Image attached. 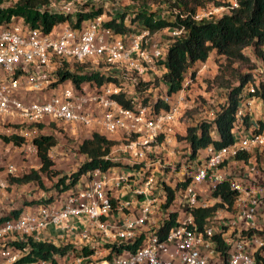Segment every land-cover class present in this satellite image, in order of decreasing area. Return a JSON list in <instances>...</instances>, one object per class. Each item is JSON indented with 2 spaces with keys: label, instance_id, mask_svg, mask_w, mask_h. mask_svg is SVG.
I'll use <instances>...</instances> for the list:
<instances>
[{
  "label": "built area",
  "instance_id": "built-area-1",
  "mask_svg": "<svg viewBox=\"0 0 264 264\" xmlns=\"http://www.w3.org/2000/svg\"><path fill=\"white\" fill-rule=\"evenodd\" d=\"M16 1L3 0L0 7ZM79 4V0H49L48 7L75 15L88 9ZM238 5L239 0H227L225 5L196 11L193 18L216 19ZM109 18L114 16L103 12L79 27L65 22L48 32L16 16L0 25V135L25 139L26 157L37 154L36 144L27 136L34 139L54 125L80 127L89 135L98 131L115 143L126 142L121 153L112 146L106 156L115 165L88 171L81 177L82 185L50 195L53 200L2 221L0 264H264V166L252 168V174H258L255 179L226 169L238 155L264 148V120L248 127L246 106L253 100L245 98L237 110L234 143L222 148L209 145L193 157L189 148L180 181H190L175 189L168 183L166 165L151 157L158 153L159 137L168 139L191 106L186 76L182 88L171 93L163 79L169 46L184 28L164 27L151 33L140 20L135 27L124 18L132 30L117 33L106 24ZM166 28L172 31V40L162 45L155 36ZM77 66L83 75L99 73L104 81L82 77L77 83L71 76L61 80L60 70L77 73ZM255 69L262 74L250 86L251 92L264 81V64ZM156 78L161 79V87L146 100ZM144 83L148 85L140 90ZM121 95L129 106L121 103ZM253 98L264 104V99ZM81 143L77 141L79 151ZM122 153L128 169L116 166ZM18 169L12 162L6 173L16 175ZM225 181L236 192L232 208L227 203L217 206L200 230L194 210L222 202L213 192ZM165 184L175 190L168 206ZM7 186L0 179V188ZM173 213H177L174 224L161 235ZM30 239L67 250L27 260L29 247L14 242Z\"/></svg>",
  "mask_w": 264,
  "mask_h": 264
},
{
  "label": "trees",
  "instance_id": "trees-1",
  "mask_svg": "<svg viewBox=\"0 0 264 264\" xmlns=\"http://www.w3.org/2000/svg\"><path fill=\"white\" fill-rule=\"evenodd\" d=\"M3 0H0V3ZM89 1V0H88ZM87 10L81 11L75 15L72 13H58L52 11L48 7L49 0H18L11 5L0 7V25H7L8 21L13 17H21L24 23L30 27H39L45 31H50L59 23L68 22L75 27H79L83 20L97 16L105 11L103 7L92 6L89 2ZM203 4L201 0H177L175 5L179 12L175 16V20L169 21L164 18H157L155 13L141 10L132 18V22L139 20L154 33L164 27L184 28L179 36H176L169 46L165 65L167 68L163 79L169 84V92H176L183 86V81L186 73H190L191 78L195 75V67L199 62L208 60L210 54H214L220 58H224L226 64H221V70L226 72L232 68L234 63H251L253 60L245 49L250 48L253 51L256 60L252 62L249 72L239 75L238 84L231 85L225 81V75L219 74L217 81L226 86L227 101L215 112L212 118H203L196 124L187 128L184 139L187 140L192 150V157L197 152L209 145L216 148L228 146L235 141L233 128L236 122V113L243 100L248 97H260L264 99V81L256 87L254 92L250 91V86L255 84L256 79L252 70L264 64V0H239V5L233 8L230 13L224 14L216 19L207 21H196L193 14L197 8ZM38 5H44L43 8H38ZM183 5V6H181ZM108 14H110L108 12ZM183 15V16H182ZM124 17L119 21L117 18H109L107 25L117 33L127 32L132 30L124 23ZM134 19V20H133ZM256 63V64H255ZM77 73H71L65 69L60 70L61 80L71 76L77 83L84 77L86 80L95 79L99 84L104 81V76L99 73L84 74L82 68L77 66ZM223 72V73H224ZM83 75V76H82ZM221 78V79H220ZM110 80V77L106 78ZM148 83H144L140 90L146 88ZM121 103L129 106V101L118 97ZM247 119V117H246ZM245 119V122L247 120ZM41 126V125H40ZM4 139L8 142L19 143L20 138L5 136ZM37 146V155L40 158L41 165L39 169H32L21 176H13L11 182L19 184L36 181L39 186H43V178L58 177L53 184L54 188L59 190L61 195L65 191L74 187L82 175L86 174L95 168L107 170L116 162L108 159L106 156L111 151L115 144L113 140L108 139L105 135L98 131H94L92 135L84 139L80 145V152L87 156L86 160L80 165L79 169L69 176H60V171L56 169L55 162L50 156V150L57 145V137L55 134H40L33 139ZM237 158L247 159V154H240ZM190 178L181 181L177 184V189L184 188ZM168 192L167 206L170 205L175 197V190L168 185H164ZM53 188V189H54ZM214 197H221L222 202L215 204L212 207L196 208L194 214L199 229L204 228L205 220L208 215L223 203L228 204V208H232L236 198V192L230 188V182L225 181L220 184L213 192ZM52 199V196H50ZM45 202V201H42ZM21 209L13 210L10 215L0 218V223L5 219L17 216ZM177 213L172 214V218L164 223L161 229V235L168 232L174 224ZM219 242L221 239L219 237ZM20 247H29V251L24 259L33 260L39 257L49 258L56 253H64L67 247L56 246L52 242H36L30 239L28 242H14ZM222 245V243H220Z\"/></svg>",
  "mask_w": 264,
  "mask_h": 264
},
{
  "label": "rangeland",
  "instance_id": "rangeland-1",
  "mask_svg": "<svg viewBox=\"0 0 264 264\" xmlns=\"http://www.w3.org/2000/svg\"><path fill=\"white\" fill-rule=\"evenodd\" d=\"M80 6L89 7L86 2L88 0H79ZM203 4H201L197 11L203 10L208 11L214 7H218L220 5H225L227 0H201ZM92 6L97 8L98 6L103 7V11L107 13V16H114L120 18L122 15L125 16L127 20H132L136 16L138 12L141 10H146L155 13L157 18H164L169 21H173L175 19V14L179 12L178 7L175 5L177 0H89L88 1ZM183 6V5H181ZM108 12L110 14H108ZM134 20V19H133ZM130 22V21H128ZM139 22V21H138ZM138 22H132V26L137 27ZM155 38L160 40L162 45H166V43L171 42L172 40V31L168 28L161 30L160 32L156 33ZM253 50L250 48H246L245 52L250 56V58L254 61L256 57L254 56ZM252 61V62H253ZM251 63H234L232 64V68L224 72L221 70V64H226L224 58H218L214 52H212L205 62L197 63L195 69V75L191 78L190 73H186V78L189 80V84L187 85V92L188 98L190 99V104L188 108H186L182 115L178 118L174 125V132L169 136L168 139H175L177 142H181L178 150L180 151L179 155L173 157L169 152H171L170 147L173 145L169 144L166 137L164 135L160 136L157 143H158V153L156 156H152L151 158L154 160L156 158H160L162 162L166 165V170L168 171L169 177L172 180L173 184L177 182V172L181 169V162L180 160L182 157L186 156L188 142L184 139L186 134L187 128L196 124L197 121L203 118H212L217 110H219L227 101V92L228 89L226 86H222L220 84V80L217 81V76L219 74L225 75V81L231 83V85H237L239 80L240 74H245L249 72L250 67L252 66ZM255 62V61H254ZM253 62V63H254ZM256 64V63H255ZM224 72V73H223ZM254 77L256 80L261 78V74L256 69L252 70ZM221 79V78H220ZM157 87H161V79L156 78L154 85L151 86L150 92L146 93L148 97L146 100H149L156 90ZM187 98V99H188ZM248 100H253L251 105H247L246 110H249V114L246 116L249 119V125H252L255 122H262L264 120V105L258 102L255 98L248 96L246 97ZM255 99V100H254ZM189 104V105H190ZM252 128V127H251ZM82 128L80 127H67L63 128V126L57 128L56 125L53 128H49L45 130V132H39L40 134H55L57 137V145L50 150V156L55 162V168L60 171V176H69L70 174L76 172L80 165L86 160L85 155L82 154L77 148V141L84 140L88 138L89 134L81 133ZM37 135V134H35ZM5 136L0 135V145L6 146L8 142L4 139ZM27 140H33V136H27ZM37 137V136H35ZM26 142L25 139L20 140L19 143L12 142L10 145L9 151H7L6 156H2L0 160V170L6 169L7 165L11 162L18 165L19 169L17 172V176H21L27 172H30L32 169H39L41 165L40 158L37 154L32 153L29 157H26V152L22 148V145ZM125 140H116V143L113 145V148L116 150V153L122 152V146L124 145ZM166 147V149H163ZM169 150V151H168ZM264 153V151H262ZM30 158V162L29 161ZM151 160V161H153ZM4 161V162H3ZM122 159L118 164L123 165L121 163ZM253 164L257 168H262L264 166V154L259 156V152L256 151L255 156L252 159ZM143 165V164H141ZM173 166V167H172ZM140 167V165H137ZM16 175L7 174L5 172V178L8 181V184L16 183L11 182V178ZM58 177L47 178L44 176L43 178V186H38L36 188H30L31 194L39 193L41 190L47 193L46 197H40V194L37 197H32L28 199V197H24L21 193L20 202L17 200L16 209H22L26 205H36L40 204L42 201L49 202L50 199L49 192H53L54 196H58V192L61 189L58 187L54 190V183L56 182ZM17 184V183H16ZM10 189H12L11 187ZM54 188V189H53ZM9 190V189H8ZM12 190H10L11 192ZM26 191V189H25ZM22 192V191H20ZM19 192V193H20ZM18 193V194H19ZM19 196V195H18ZM18 198V199H19ZM15 209V210H16Z\"/></svg>",
  "mask_w": 264,
  "mask_h": 264
},
{
  "label": "crops",
  "instance_id": "crops-1",
  "mask_svg": "<svg viewBox=\"0 0 264 264\" xmlns=\"http://www.w3.org/2000/svg\"><path fill=\"white\" fill-rule=\"evenodd\" d=\"M257 101L259 102L260 100H257ZM260 103H261V101H260ZM261 104L264 105L263 103H261ZM167 141L169 142V144L173 145V147H170L171 152H169V154H171L173 157L177 156V154L179 155L180 151L178 150V148L181 145V142H177L175 139L174 140L173 139L172 140L171 139H167ZM11 143H7L6 146H2V144L0 145V160L2 159V156H6L8 154L7 151H9L10 146H11L10 145ZM189 148H191V147L188 146L187 152H189ZM163 149H166V147H163ZM256 151L259 152V156H262L264 154V153H262V151H264V148H259V149L252 148L247 153H243V154H247V156H248L247 159H244V158H240V159L239 158H233L228 163V166L226 167V169H228L230 171H235V173L236 172H239V173L246 174V175L248 174L249 176L252 175L253 178L255 179L258 176V174L255 173V172H254V174H252L251 170H252V168L255 169V170H257V167L252 162V159L255 156ZM121 155L123 156L122 157V161H121V163L123 165L117 164L116 166L118 168H120V169H128V168H130V167H127V165H126V163H127L126 160L127 159L125 157L126 156L125 153H122ZM185 157L186 156L182 157V159L180 160V162H181V169L179 170V172H177V182H175L174 184L172 182H168V183H170L171 186L175 187V189H177V184L179 182H181L180 181V179H181V173L180 172L183 170L182 164L185 162ZM30 161L31 160L29 158V161L28 162H30ZM117 162L119 163L120 161L118 160ZM5 172H6V169L0 170V179H3V180H6L7 181V179L4 177L5 176ZM83 179L84 178H81V180H79V182H77L78 183L77 184L78 186H80V185L83 184ZM167 179L172 180L169 177V174H168ZM7 185L8 186H7L6 189L0 188V218L3 217V216L10 215L11 212L16 209L15 206H16V204L18 202H20L21 198H19V197L21 196V193H23V192L24 193L22 195L24 197L27 196L28 199H30L32 197H37L38 194H40V197L41 196L42 197H46V195H47V193L45 191H43V190H41L39 193L38 192L35 193V195L34 194H31V192H30L29 189L30 188L33 189V188H36L38 186L36 181H30V182L24 183V184L12 183L11 185L8 184V181H7ZM9 185H10V187L12 189L8 188ZM25 189H26V191H25ZM10 190H12V191L10 192ZM54 190H56V189H54ZM20 191H22V192H20ZM49 195H55V194H53V192H49ZM38 204H36V205H38ZM36 205H32V206H36ZM32 206L31 205H26L25 207H23L21 209L20 212L27 211L28 209L32 208ZM74 222L76 223V220H74ZM84 227H85L84 224H83V226L82 225L81 226L78 225V228H84ZM48 228H56V227L51 226V227H48Z\"/></svg>",
  "mask_w": 264,
  "mask_h": 264
}]
</instances>
